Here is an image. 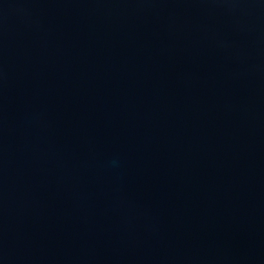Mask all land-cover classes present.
I'll return each mask as SVG.
<instances>
[{
	"label": "water",
	"instance_id": "water-1",
	"mask_svg": "<svg viewBox=\"0 0 264 264\" xmlns=\"http://www.w3.org/2000/svg\"><path fill=\"white\" fill-rule=\"evenodd\" d=\"M0 264H264V0H0Z\"/></svg>",
	"mask_w": 264,
	"mask_h": 264
}]
</instances>
